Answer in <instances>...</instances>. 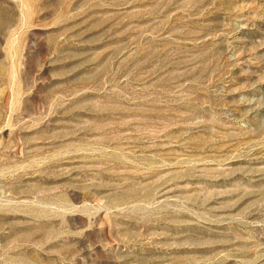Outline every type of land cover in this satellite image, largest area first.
<instances>
[{"label":"rangeland","instance_id":"rangeland-1","mask_svg":"<svg viewBox=\"0 0 264 264\" xmlns=\"http://www.w3.org/2000/svg\"><path fill=\"white\" fill-rule=\"evenodd\" d=\"M0 264H264V0H0Z\"/></svg>","mask_w":264,"mask_h":264}]
</instances>
